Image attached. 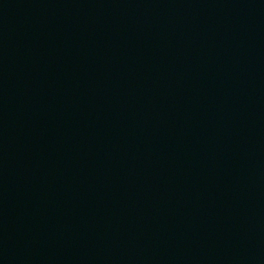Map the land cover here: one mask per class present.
I'll use <instances>...</instances> for the list:
<instances>
[{
	"label": "water",
	"instance_id": "1",
	"mask_svg": "<svg viewBox=\"0 0 264 264\" xmlns=\"http://www.w3.org/2000/svg\"><path fill=\"white\" fill-rule=\"evenodd\" d=\"M0 264H264V0H0Z\"/></svg>",
	"mask_w": 264,
	"mask_h": 264
}]
</instances>
